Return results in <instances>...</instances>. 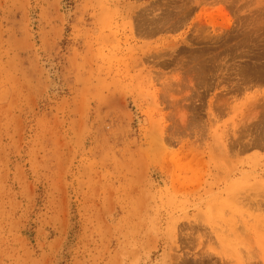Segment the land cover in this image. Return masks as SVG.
<instances>
[{
    "label": "rangeland",
    "instance_id": "rangeland-1",
    "mask_svg": "<svg viewBox=\"0 0 264 264\" xmlns=\"http://www.w3.org/2000/svg\"><path fill=\"white\" fill-rule=\"evenodd\" d=\"M0 264H264V0H0Z\"/></svg>",
    "mask_w": 264,
    "mask_h": 264
}]
</instances>
